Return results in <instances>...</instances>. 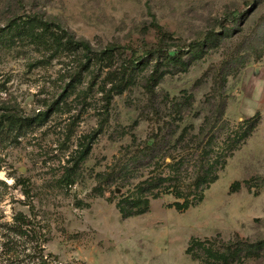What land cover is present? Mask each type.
<instances>
[{
    "label": "rangeland",
    "instance_id": "374dc122",
    "mask_svg": "<svg viewBox=\"0 0 264 264\" xmlns=\"http://www.w3.org/2000/svg\"><path fill=\"white\" fill-rule=\"evenodd\" d=\"M8 112L47 116L0 137V264H264V0H0Z\"/></svg>",
    "mask_w": 264,
    "mask_h": 264
},
{
    "label": "trees",
    "instance_id": "16d2710c",
    "mask_svg": "<svg viewBox=\"0 0 264 264\" xmlns=\"http://www.w3.org/2000/svg\"><path fill=\"white\" fill-rule=\"evenodd\" d=\"M37 24H40V26L43 29V31L49 30V24L47 22L42 21L40 18L37 17H24V18H18L13 20L9 25L6 27H13L15 29H19L22 25H24L26 28H30L32 26H35ZM34 38H38L41 40L42 35L37 36L34 35ZM208 43H214L215 42V35H209L207 37ZM65 45L69 48L81 51L84 56V65L88 66L90 65L94 60L101 59V57H109L113 55L117 48L115 47H108L100 51L99 53L92 50L89 43L81 40L74 39L71 35L65 36ZM200 49L206 47V43H202L201 45H198ZM125 53V51H124ZM147 56H152L157 59V61L162 58L164 60H168L169 58H173L174 54H171L169 50L162 47V42L158 46V48L154 49L153 51H150L146 53ZM135 62H130L127 66L121 65L116 69L115 71H110L107 73V77L110 80V90L115 92L116 94L122 93L131 83V75L133 73V65ZM131 67V69L129 68ZM154 72L156 75L151 79L153 82H155L157 79L160 78V76L163 74L160 73V70L154 69ZM152 77V76H151ZM114 78V79H112ZM46 113H41L39 115H36L35 117H24L23 115L17 114V113H2L0 114V137H10L13 136L17 137L29 129L33 128L35 125H37L39 122L44 121L46 117ZM5 139V138H3ZM13 140H16V138H13ZM87 148H84L81 153H79V157H82L86 152ZM82 155V156H81ZM174 207L179 211H184L188 207L192 206V201H190L187 197L184 198L182 202H176L173 204ZM143 213V211H139L138 214ZM195 244H199L198 242H195Z\"/></svg>",
    "mask_w": 264,
    "mask_h": 264
}]
</instances>
